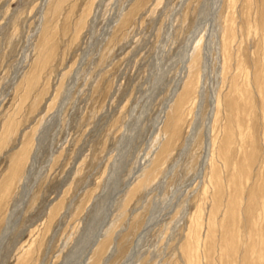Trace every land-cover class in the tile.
Segmentation results:
<instances>
[{"label":"rangeland","instance_id":"obj_1","mask_svg":"<svg viewBox=\"0 0 264 264\" xmlns=\"http://www.w3.org/2000/svg\"><path fill=\"white\" fill-rule=\"evenodd\" d=\"M210 1L0 0V264H264V0Z\"/></svg>","mask_w":264,"mask_h":264},{"label":"bare ground","instance_id":"obj_2","mask_svg":"<svg viewBox=\"0 0 264 264\" xmlns=\"http://www.w3.org/2000/svg\"><path fill=\"white\" fill-rule=\"evenodd\" d=\"M206 3V2H205ZM206 4H208V3H206ZM206 4H204V5H206ZM228 4V3H227ZM209 5H210V10L208 11L209 12V17H210V19L208 18V20L210 21L209 23L211 24V27H212V29L211 30H209V31H211L212 32V35L214 36V40H213V42H211V43H213L214 44V46H215V48L216 49H219V45H220V28H218L219 27V24L217 25V21L219 20L218 19V17L220 16L219 14H220V10H221V8L223 7V0H211L210 1V3H209ZM207 6L208 5H206V7L205 8H207ZM206 11V10H205ZM203 16V15H202ZM207 16V15H206ZM205 17V16H204ZM203 17V19H205ZM199 18V17H198ZM197 22V21H196ZM219 22V21H218ZM207 22H205V24H206ZM198 24V23H197ZM204 24V25H205ZM109 28H111V25L109 26ZM205 28V27H204ZM199 31V30H198ZM201 31V30H200ZM211 32H209V33H211ZM194 34H196V30H195V32H193ZM201 33V32H200ZM207 35H208V33H207ZM212 35H210L209 37H211ZM191 36H193L192 34H191ZM190 36V37H191ZM195 36V35H194ZM194 36H193V38H194ZM197 36V35H196ZM200 36H202L201 34H200ZM197 37H199V36H197ZM196 37V38H197ZM193 38H191L192 40H191V42L192 41H194L195 40V44H194V42H192V43H190L189 41V45H188V47H187V50H186V52L184 53V54H182V56L184 55V59H182L183 60V67L181 68L182 69V71H181V74H182V72L186 69V67H187V65H188V63L190 62V56H191V52L193 51V50H195V48L197 47V45L199 44V39H198V41H197V39H193ZM201 38V37H200ZM200 45V44H199ZM219 51V50H218ZM180 75V74H179ZM181 76V75H180ZM181 82V79H180V77L177 79V82H176V85H175V87H174V89H173V92H172V97L176 94V92H177V88H178V85H179V83ZM202 94H203V92H202ZM169 104V100H168V102L166 103V105H168ZM211 110H210V115H209V117H208V119H207V121H206V133H205V146H206V150H207V152H206V156H205V158H204V160H203V162H202V164L200 165V167H199V169H198V173H197V175H196V178L197 179H200V180H202V178H203V175H204V169H205V167L206 166H208V163L210 162V159H211V156H212V135H213V127H212V122L214 121V118H215V116H216V110H217V106H216V95L215 94H213L212 96H211ZM130 132V131H129ZM195 134H196V128H193L192 129V131H191V133H190V135H189V137L187 138V140H186V144H185V146H184V148L180 151V154L182 155L185 151H186V149H187V147H188V145L190 144V142H192L193 141V139H194V136H195ZM34 162V161H33ZM27 176V175H26ZM29 177V176H28ZM32 178V177H31ZM27 179V178H26ZM36 179V178H35ZM28 181H29V179H27ZM22 185V184H21ZM29 185V184H28ZM32 187H34V186H32ZM22 189H24V191H23V193H22V191H21V193H22V195H21V197H20V199L18 200V202L16 203L15 202V205H14V207H13V209L10 211V213L8 214V217H7V221H6V227L4 228V230H3V233H2V235H1V237H0V247L6 242V240H7V238H8V235H10L9 233H11L10 231H11V229H12V227L13 226H15V224L16 223H18L19 221V215H17L18 214V211H21V212H23L24 211V209H25V206H26V203H27V201L29 200V190H28V188H27V184L25 185V186H23V188ZM33 191V190H32ZM18 221V222H17ZM19 224V223H18ZM16 227V226H15ZM14 229V228H13ZM105 229V228H104ZM13 231V230H12ZM104 232H103V230L102 229H99V231H98V233H96L95 235H94V239H92V241H91V239H90V243H89V245L90 246H93V245H95L99 240H100V238H101V236H102V234H103ZM144 233V232H143ZM141 238V237H140ZM88 246V245H87ZM136 251V250H135ZM85 253V252H84ZM133 253H134V251H133ZM87 255V254H86ZM134 256V255H133ZM133 256H129V258H128V260L126 261V263L125 264H130L131 263V261L133 260ZM135 257V256H134Z\"/></svg>","mask_w":264,"mask_h":264}]
</instances>
